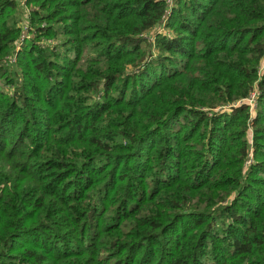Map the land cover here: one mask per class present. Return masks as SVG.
Masks as SVG:
<instances>
[{
	"label": "trees",
	"instance_id": "obj_1",
	"mask_svg": "<svg viewBox=\"0 0 264 264\" xmlns=\"http://www.w3.org/2000/svg\"><path fill=\"white\" fill-rule=\"evenodd\" d=\"M22 4L25 32L0 0V264H264V0Z\"/></svg>",
	"mask_w": 264,
	"mask_h": 264
},
{
	"label": "rangeland",
	"instance_id": "obj_2",
	"mask_svg": "<svg viewBox=\"0 0 264 264\" xmlns=\"http://www.w3.org/2000/svg\"><path fill=\"white\" fill-rule=\"evenodd\" d=\"M24 0H16V8H15V12H13L12 13V16H14L15 17V19L16 18H18V19H20V21H19V24H20V26H22V24H23V26H24V24H26L27 23V14H28V11H29V6H28V8L27 7H24L23 6V4H22V2H23ZM20 13V14H19ZM9 14V13H8ZM7 14V15H8ZM7 15H6V17H5V19L7 20ZM23 26H22V29H23ZM165 30V29H164ZM23 31H24V29H23ZM25 32V31H24ZM151 34V32L150 33H146V35L145 36H147V35H150ZM48 40H50V39H48ZM19 47V45L17 44V48ZM130 68V67H129ZM255 95H256V93H255ZM256 96H254V100L252 101V102H250V99H241V100H239L237 103H242V102H247L248 104H249V106H250V104H251V106H250V108H251V110H253V108L256 106ZM254 114V113H253Z\"/></svg>",
	"mask_w": 264,
	"mask_h": 264
},
{
	"label": "built area",
	"instance_id": "obj_3",
	"mask_svg": "<svg viewBox=\"0 0 264 264\" xmlns=\"http://www.w3.org/2000/svg\"><path fill=\"white\" fill-rule=\"evenodd\" d=\"M254 96H255V91H253L249 96H248V98L247 99H250V102H252L253 100H254ZM247 103V102H246ZM253 103V102H252ZM248 104V103H247ZM250 106H251V104H250Z\"/></svg>",
	"mask_w": 264,
	"mask_h": 264
}]
</instances>
